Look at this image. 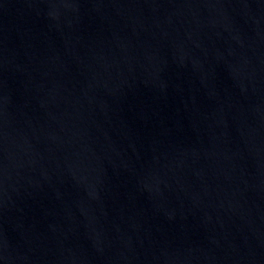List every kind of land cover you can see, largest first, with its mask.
I'll return each instance as SVG.
<instances>
[{"label": "water", "instance_id": "95a60500", "mask_svg": "<svg viewBox=\"0 0 264 264\" xmlns=\"http://www.w3.org/2000/svg\"><path fill=\"white\" fill-rule=\"evenodd\" d=\"M0 264H264V0H0Z\"/></svg>", "mask_w": 264, "mask_h": 264}]
</instances>
